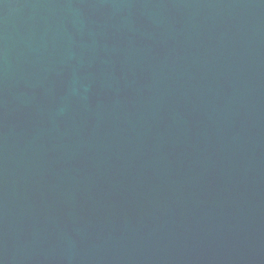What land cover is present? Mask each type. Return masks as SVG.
I'll return each mask as SVG.
<instances>
[{
  "label": "water",
  "instance_id": "1",
  "mask_svg": "<svg viewBox=\"0 0 264 264\" xmlns=\"http://www.w3.org/2000/svg\"><path fill=\"white\" fill-rule=\"evenodd\" d=\"M0 264H264V0H0Z\"/></svg>",
  "mask_w": 264,
  "mask_h": 264
}]
</instances>
